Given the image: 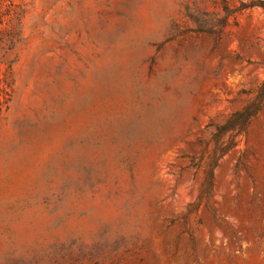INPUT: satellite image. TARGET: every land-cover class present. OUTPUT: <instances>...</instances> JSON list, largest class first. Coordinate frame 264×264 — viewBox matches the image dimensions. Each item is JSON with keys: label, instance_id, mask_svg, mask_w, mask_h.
<instances>
[{"label": "rangeland", "instance_id": "1", "mask_svg": "<svg viewBox=\"0 0 264 264\" xmlns=\"http://www.w3.org/2000/svg\"><path fill=\"white\" fill-rule=\"evenodd\" d=\"M240 1L0 0V264H264V108L205 130L264 79Z\"/></svg>", "mask_w": 264, "mask_h": 264}, {"label": "trees", "instance_id": "2", "mask_svg": "<svg viewBox=\"0 0 264 264\" xmlns=\"http://www.w3.org/2000/svg\"><path fill=\"white\" fill-rule=\"evenodd\" d=\"M258 7L264 10V0H247L246 2L240 1V5L237 7V10L250 9ZM227 10V8H226ZM228 11V10H227ZM11 64L12 60L8 61V65L3 73V77L0 78L3 83L9 86L8 78L11 77ZM264 108V79L253 89V96L249 101L240 109L229 114L225 118L224 123H219L216 121H211L205 127V130L212 134L214 138L220 136L221 133L232 131L231 137L234 136V132H240L244 130L251 120ZM206 139H204V142ZM234 140L230 141L231 144L224 146L223 144H216L215 150H218V153L222 155L226 151ZM218 143V141H217ZM207 147L208 144H203ZM211 175V170H210Z\"/></svg>", "mask_w": 264, "mask_h": 264}]
</instances>
